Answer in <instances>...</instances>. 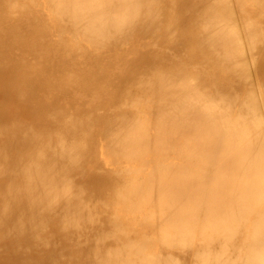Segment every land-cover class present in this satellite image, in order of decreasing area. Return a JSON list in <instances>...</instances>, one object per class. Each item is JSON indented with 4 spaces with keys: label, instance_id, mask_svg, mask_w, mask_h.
<instances>
[{
    "label": "bare ground",
    "instance_id": "1",
    "mask_svg": "<svg viewBox=\"0 0 264 264\" xmlns=\"http://www.w3.org/2000/svg\"><path fill=\"white\" fill-rule=\"evenodd\" d=\"M0 264H264V0H0Z\"/></svg>",
    "mask_w": 264,
    "mask_h": 264
}]
</instances>
